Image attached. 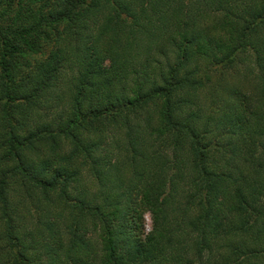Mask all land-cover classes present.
Returning <instances> with one entry per match:
<instances>
[{
    "label": "trees",
    "instance_id": "16d2710c",
    "mask_svg": "<svg viewBox=\"0 0 264 264\" xmlns=\"http://www.w3.org/2000/svg\"><path fill=\"white\" fill-rule=\"evenodd\" d=\"M13 6L0 264H264V0Z\"/></svg>",
    "mask_w": 264,
    "mask_h": 264
},
{
    "label": "rangeland",
    "instance_id": "374dc122",
    "mask_svg": "<svg viewBox=\"0 0 264 264\" xmlns=\"http://www.w3.org/2000/svg\"><path fill=\"white\" fill-rule=\"evenodd\" d=\"M10 0H0V14L8 12V3ZM14 6L13 10L11 9L9 19L5 20V22H13L14 20H23V18L27 17L32 13H43L47 11L48 4L50 0H13ZM51 34L48 33L45 37L43 36L41 40L38 41V53H34V55H28L29 53L23 54L20 58V67L25 71L28 70L26 66L33 61H38L40 59H44L47 57L50 50L53 48V42L51 41ZM20 70V74H21ZM23 74V73H22ZM46 109L42 110V113H47ZM146 224V222H145ZM146 230V227H145ZM147 231V230H146Z\"/></svg>",
    "mask_w": 264,
    "mask_h": 264
},
{
    "label": "clouds",
    "instance_id": "9594fccd",
    "mask_svg": "<svg viewBox=\"0 0 264 264\" xmlns=\"http://www.w3.org/2000/svg\"><path fill=\"white\" fill-rule=\"evenodd\" d=\"M144 220L146 222V224H145L146 230L148 232H151L152 231V228H153V221L151 220V217H150V214L149 213L146 212L144 214Z\"/></svg>",
    "mask_w": 264,
    "mask_h": 264
}]
</instances>
